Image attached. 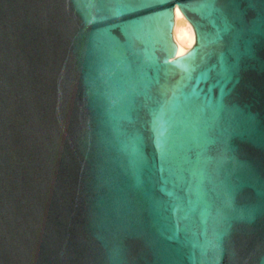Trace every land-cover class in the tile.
<instances>
[{
	"label": "water",
	"instance_id": "1",
	"mask_svg": "<svg viewBox=\"0 0 264 264\" xmlns=\"http://www.w3.org/2000/svg\"><path fill=\"white\" fill-rule=\"evenodd\" d=\"M0 264H264V0H0Z\"/></svg>",
	"mask_w": 264,
	"mask_h": 264
},
{
	"label": "bare ground",
	"instance_id": "2",
	"mask_svg": "<svg viewBox=\"0 0 264 264\" xmlns=\"http://www.w3.org/2000/svg\"><path fill=\"white\" fill-rule=\"evenodd\" d=\"M172 39L179 49L177 56L184 54L195 43V32L181 10L175 6L173 13Z\"/></svg>",
	"mask_w": 264,
	"mask_h": 264
}]
</instances>
